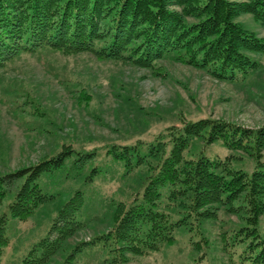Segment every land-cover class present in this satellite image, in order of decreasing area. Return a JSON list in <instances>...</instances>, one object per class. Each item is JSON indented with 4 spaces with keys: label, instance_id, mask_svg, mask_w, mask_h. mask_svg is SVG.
<instances>
[{
    "label": "trees",
    "instance_id": "1",
    "mask_svg": "<svg viewBox=\"0 0 264 264\" xmlns=\"http://www.w3.org/2000/svg\"><path fill=\"white\" fill-rule=\"evenodd\" d=\"M244 12L264 24V0H0V68L22 52L40 57L46 50L61 54L89 51L98 59L145 67L155 76L169 75L162 63L166 58L202 69L217 79L241 83L263 65L254 53L264 54V37L237 19ZM50 71L60 83L75 84L67 72L64 77L57 69L50 67ZM3 79L0 76V83ZM84 88L67 90L79 91L78 96L88 100L91 94ZM9 89V85L3 87L8 93ZM116 95L118 109L148 113L128 90H118ZM25 97L26 103L33 100L26 93ZM34 107V112L40 110L38 105ZM166 110L176 112L171 107ZM135 118L148 122L140 115ZM176 118L177 122L169 123L149 141L110 139L99 147L77 149L73 165L84 178L94 179L99 171L95 164L98 149H104L106 172L115 167L120 180L135 192L127 203H109L113 207H109L107 230L70 243L69 238L88 224L79 217L85 191L76 188L23 255L22 264H76L77 252L101 238L115 243L113 264H127V252L158 250L171 243L175 229L187 226L191 219L203 239L205 231L200 225L215 220L221 209L242 220L230 234L220 232L230 263L264 264V232L257 229L264 213V123L249 127L223 117L191 119L180 112ZM214 142H220L228 152L209 151ZM64 153L61 150L0 173V201L9 198L11 217L26 219L50 198L36 179L52 162L58 165L64 161ZM90 161L93 165L83 173ZM5 222L6 216L1 215L0 260L8 243ZM241 244L234 255L231 246Z\"/></svg>",
    "mask_w": 264,
    "mask_h": 264
},
{
    "label": "rangeland",
    "instance_id": "2",
    "mask_svg": "<svg viewBox=\"0 0 264 264\" xmlns=\"http://www.w3.org/2000/svg\"><path fill=\"white\" fill-rule=\"evenodd\" d=\"M237 19L264 37V24L250 13H241ZM254 55L263 65L241 83L220 80L202 69L166 58L162 63L169 75L155 76L145 67L98 59L89 51L61 54L46 50L40 57L22 52L12 63L0 68V76H4L0 83V173L65 150L64 161L58 165L52 162L53 166L37 177L42 191L50 198L39 204L28 218L11 217L7 206L9 198L5 196L0 201V216H6L5 233L8 237L0 264H22L23 255L44 234L57 208L76 188L85 191L79 217L88 224L69 238L70 243L89 239L93 234L107 230L109 207H113L109 203L118 200L127 203L129 196H133V187L120 180L115 167L106 172L108 167L102 162L104 149H98L100 156L95 164H98L99 171L94 179L90 181L79 174L73 160L81 146L83 149L99 147L110 139L127 143L137 139L149 141L169 123L177 122L176 112L191 119L211 116L249 127L263 124L264 54ZM50 67L64 77L67 72L70 82L75 84L70 87L60 83ZM7 85L12 88L10 93L3 90ZM81 86L90 92L88 100L82 94L78 96L79 91L67 90H79ZM118 90L122 93L128 90L138 103L148 109V113L143 110L127 113L118 109ZM25 93L33 99L31 102H25ZM35 105L40 109L38 112H34ZM170 107L176 112L166 110ZM149 109L158 112L153 113ZM135 115L148 122L138 121ZM208 150L220 154L228 152L220 142L209 144ZM92 162L85 163L83 173L93 165ZM247 167H251L250 162ZM241 221L237 214L221 209L215 220H205L200 225L205 231L203 240L198 224L191 219L187 226L175 229L171 243L162 244L149 254L127 252L126 263L231 264L230 252L222 248L220 232L224 230L230 234L231 228L237 227ZM257 229L264 232V213ZM114 246L109 238L98 239L84 245L77 252L74 263L113 264ZM241 246H231L234 255ZM59 257L60 254L56 259Z\"/></svg>",
    "mask_w": 264,
    "mask_h": 264
}]
</instances>
